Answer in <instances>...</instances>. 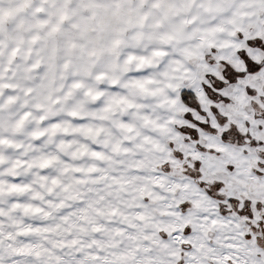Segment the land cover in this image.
Segmentation results:
<instances>
[{
	"label": "rangeland",
	"instance_id": "rangeland-1",
	"mask_svg": "<svg viewBox=\"0 0 264 264\" xmlns=\"http://www.w3.org/2000/svg\"><path fill=\"white\" fill-rule=\"evenodd\" d=\"M263 13L264 0H0V264H167L168 226L185 223L164 170L179 91L192 59Z\"/></svg>",
	"mask_w": 264,
	"mask_h": 264
},
{
	"label": "crops",
	"instance_id": "crops-1",
	"mask_svg": "<svg viewBox=\"0 0 264 264\" xmlns=\"http://www.w3.org/2000/svg\"><path fill=\"white\" fill-rule=\"evenodd\" d=\"M240 30L243 37L261 36L264 31V13ZM212 46L219 49V58L232 61L240 70L245 68L243 61L237 54L244 47V42L239 40L235 33L228 43ZM205 50L199 61L197 59L191 60V63L195 62L194 66L190 65L196 69V73L187 77L179 91L181 112L176 117L175 123L195 128L200 141L208 149L223 156L201 153L194 146L185 145L182 142V135L177 130L175 141L179 144V148L201 159L202 168L207 174L218 177L228 187L238 190L248 197L252 204L256 203L259 208L264 204V173L259 174V172L264 171V168L261 164L258 165V155L253 151L244 152L241 148L225 142L219 134L197 128L190 120L181 116L184 113H192L195 120L202 123L207 120L203 114L192 110L182 102L180 93L182 90H187L198 98L202 109L209 117L210 126L213 129L221 130L217 119L209 110V101L200 78L201 71L206 69L217 75L220 74L216 66H210L206 62ZM251 56L257 62L262 59L259 50H252ZM258 77L261 81L256 84L257 88L264 82V68ZM247 83H250L249 77L241 79L239 83L224 90V93L234 104L229 103L228 109L220 106V110L222 114L229 116L241 130H249L255 136H262L263 134L252 125L254 111L247 94ZM253 100L264 110V100L261 96H254ZM257 123L261 124V121L258 120ZM173 160L178 163L177 159ZM254 167H257L259 172H256ZM167 174L170 180L165 185H172L173 189L180 191L182 197L180 206L185 213L182 214L181 221L185 222L183 224L189 225L193 231L190 237H185L180 234V230L184 232L183 224L173 225L172 223L168 226V229L177 228L179 232L178 235L171 236L166 242L165 259L167 264H257L254 256L255 246L253 242L249 241L241 219L235 215H223L219 203L203 190L194 179ZM161 210L171 211L167 206H162Z\"/></svg>",
	"mask_w": 264,
	"mask_h": 264
},
{
	"label": "trees",
	"instance_id": "trees-1",
	"mask_svg": "<svg viewBox=\"0 0 264 264\" xmlns=\"http://www.w3.org/2000/svg\"><path fill=\"white\" fill-rule=\"evenodd\" d=\"M236 37L244 42V47L237 54L243 61L245 68L240 70L239 67L232 61L223 60L218 57L219 49L216 46H209L205 50V59L208 65L216 66L219 70V75L206 69L201 71L200 78L203 84L206 97L209 101V110L213 113L221 130L213 129L209 123L207 113L202 109V105L198 98L190 91L182 90L180 97L182 102L196 110L206 117V122L202 123L195 120L192 113L181 114L184 118L190 120L197 128L205 131H212L228 143L241 148L244 152L253 151L258 155V165L264 168V110H262L256 102L254 96H261L264 100V82L257 88L256 84L261 81L258 77L261 70L264 68V31L259 37H243L241 32H236ZM252 50H259L262 54V59L257 62L251 54ZM249 77L250 83L246 84L247 94L251 100V107L254 111L252 125L255 126L262 136H255L248 131L241 130L229 116L221 113L220 106L229 108V103L234 102L228 97L224 90L237 84L241 79ZM260 120L261 124L257 123ZM175 129L182 135V142L187 146H194L199 152L205 154H214L223 156L208 149L202 141H200L198 132L195 128L174 124ZM170 147L174 157L178 160L170 161L164 170L176 177L186 176L194 179L197 184L213 197L220 205V210L223 215H235L245 224L244 217H252L255 204H252L250 199L234 188L228 187L226 183L216 176L207 174L202 168V161L198 156L190 155L183 149H178L175 142H170ZM259 172L257 167L253 168ZM230 170V169H229ZM264 171L259 172L263 174Z\"/></svg>",
	"mask_w": 264,
	"mask_h": 264
}]
</instances>
